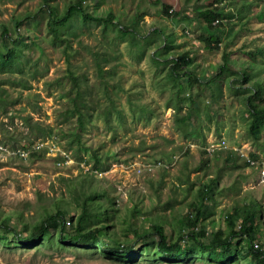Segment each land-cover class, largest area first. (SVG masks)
Returning a JSON list of instances; mask_svg holds the SVG:
<instances>
[{
  "label": "rangeland",
  "instance_id": "1",
  "mask_svg": "<svg viewBox=\"0 0 264 264\" xmlns=\"http://www.w3.org/2000/svg\"><path fill=\"white\" fill-rule=\"evenodd\" d=\"M71 1L0 0V30L5 23L13 38L19 27L29 56L38 41H30L28 33L31 38L38 34L41 45L31 55L37 58V75L28 76L30 61L24 65L26 86L3 83L16 101L6 103V113L0 109V220L10 216L18 230L56 206L73 215L80 210L75 190L84 193L94 185L103 200L110 202L107 196L115 202L119 220L129 219L137 204V226L159 221L175 238L180 215L190 211L198 185L213 181L209 229L225 227V214L250 198L259 204L264 227V117L253 116L246 102L257 81V95L250 98L264 108V0H89L90 12L112 13L111 20H84L74 13L68 25L50 27L48 33L47 3L61 10ZM214 7L225 15L211 19V28L200 12ZM15 17L21 18L18 24ZM212 35L219 39L217 48L205 46L214 43ZM65 41L72 45L73 69L86 77L87 105L96 95L95 103H105L108 87L124 112L122 120L112 115L114 129L101 117L88 118L80 143L67 134L72 120L59 115L66 107L61 91L44 87L65 73ZM179 53L188 54L189 68L165 60ZM223 53L230 72L215 80ZM171 67L181 74L178 82L168 76ZM241 72L243 79L227 85L229 76ZM28 115L31 126L23 120ZM222 139L224 146L209 151L211 142ZM248 158L253 164H246ZM117 225L119 231L127 229L123 222ZM124 232L123 240L136 239ZM12 237L8 233L0 240V264H253L241 255L215 262L204 252L180 261L150 250L131 258L108 256L95 243L59 241L55 231L36 245Z\"/></svg>",
  "mask_w": 264,
  "mask_h": 264
},
{
  "label": "trees",
  "instance_id": "2",
  "mask_svg": "<svg viewBox=\"0 0 264 264\" xmlns=\"http://www.w3.org/2000/svg\"><path fill=\"white\" fill-rule=\"evenodd\" d=\"M95 1V0H94ZM89 0H73L67 4L61 10L56 5L48 4V10L46 11L47 17V32L49 33L50 27L52 30L61 28L62 25H68L70 18L74 13H78L79 16L86 19L111 20L112 13L105 16L97 15L94 12H90L88 4ZM95 3V2H94ZM168 14L167 9L165 8ZM203 18L206 19L208 26L212 28L211 19L218 18L225 15V12L221 11L218 7H214L211 10H204L200 12ZM21 18L15 17L14 21L18 24ZM15 32V36L8 38L10 32L8 25L3 23L0 30V75L4 77L0 78L3 83H10L12 85L26 86L28 83V76L34 77L37 75L38 64L37 58L32 57V52L35 49H41L40 38L36 34L31 38L30 33L28 37L30 41H38L37 48H32L30 56L23 49V32L21 30ZM58 38L59 36L56 35ZM214 43L206 42L207 48H217L218 37L212 35L210 37ZM11 39V41H9ZM13 39V40H12ZM71 48V49H70ZM70 49V51H69ZM63 53L66 57L65 73L58 77L49 79L44 83L46 89H56L61 91L60 96L63 100H66V107H64L59 115L63 118H69L72 121V128L67 129L72 134V141L78 143L81 142L80 132L90 122L88 118L92 116L101 117L108 128H115L112 125V115L122 120L124 112L122 108L115 104L114 95L105 87L103 95L106 98L105 103H95L97 95L94 96L95 102H91L87 105L86 95L89 94L88 89L85 88L84 81L86 77L84 75L77 74L73 69V62L71 61L72 45L70 41H65V47ZM77 52L74 49V55ZM96 58L97 69L100 74L103 73L99 60V53H94ZM223 62L217 68L213 78L216 80L218 76H221L230 69L227 67V54L222 55ZM154 60L158 61L153 57ZM171 61L174 64L184 63L186 68H189L191 60L187 53L174 54L172 57L165 59ZM32 61V63H30ZM26 63L29 66L30 71L28 76L24 70ZM187 69V72H190ZM168 76L172 77L177 82L180 79L178 70L171 67L168 70ZM244 74L238 73L237 77L227 79V85L232 86L237 80L243 79ZM253 85V92L247 96L246 102L249 110L253 116L264 117V108L260 107L250 96L257 95L255 90L259 86L257 81L251 83ZM5 84L0 86V109L3 113H6L7 104L11 105L15 103L16 99L12 98V95L6 93ZM87 89V90H86ZM180 98V95H179ZM179 101V100H178ZM177 101V105L180 107V102ZM180 113V112H179ZM31 118V115L23 117L24 121ZM186 120H182L185 122ZM27 124L31 126V123L27 121ZM187 124V123H186ZM37 125V124H36ZM176 125L180 128V117L176 119ZM251 128H253L251 126ZM254 130V129H253ZM67 135L66 133H61ZM229 154V153H228ZM95 157V153H92ZM232 158V154L226 156ZM96 164L100 163L99 158L96 159ZM246 164H249L248 161ZM182 180V178H179ZM186 179V178H184ZM84 180V179H83ZM94 180V179H92ZM209 185H214V182H203L198 185L196 189V196L190 201V211H186L180 215L178 232L175 238L172 234L168 233L164 226L158 221L151 224L148 228L139 227L136 225L135 219L140 214V208L137 204H133L131 212L128 214L130 217H123L119 220L115 211H113V204L115 203L111 198L110 202L104 199V194L98 192L94 185L88 187V191L80 192L75 190V196L78 197V207L80 210L73 214L68 215L67 211L60 209L56 206L55 211H47L44 213L41 220L33 223H23L21 228L15 230L16 226L12 225L11 217H3L0 220V240L6 239L8 233L13 234V239L26 245H36L42 242L43 238L52 234L55 231L59 241H67L68 243H74L81 246L96 244L101 250L108 256H128L136 257L142 251H153L160 254L163 259L167 261H180L186 254L193 252H204L207 258L215 262L231 261L236 256L241 255L248 257L249 261L253 264H264V227L260 220V213L257 211L259 204L256 203L255 198H250L246 205L233 206V208L225 214V224L217 228L209 229V224L206 220L211 215L212 211L209 210ZM83 189V187H82ZM212 189V188H211ZM106 195V194H105ZM111 203V204H110ZM119 222L125 223L127 229H116L119 227ZM65 223H68L66 225ZM116 226V227H115ZM14 228V229H13ZM52 229V232H51ZM124 231H129L136 236V239L123 240L122 236H126ZM5 236V237H4Z\"/></svg>",
  "mask_w": 264,
  "mask_h": 264
},
{
  "label": "built area",
  "instance_id": "3",
  "mask_svg": "<svg viewBox=\"0 0 264 264\" xmlns=\"http://www.w3.org/2000/svg\"><path fill=\"white\" fill-rule=\"evenodd\" d=\"M225 142L224 140H220L219 142L217 143H214V142H211L210 146L208 147L209 151H213V150H216V149H219L221 148L222 146H224Z\"/></svg>",
  "mask_w": 264,
  "mask_h": 264
},
{
  "label": "clouds",
  "instance_id": "4",
  "mask_svg": "<svg viewBox=\"0 0 264 264\" xmlns=\"http://www.w3.org/2000/svg\"><path fill=\"white\" fill-rule=\"evenodd\" d=\"M253 159L252 158H248V162H249V164H253ZM96 167V166H95Z\"/></svg>",
  "mask_w": 264,
  "mask_h": 264
}]
</instances>
